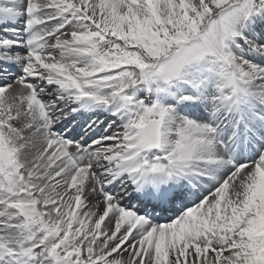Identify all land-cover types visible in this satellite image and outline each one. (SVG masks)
Segmentation results:
<instances>
[{
	"label": "snow or ice",
	"instance_id": "1",
	"mask_svg": "<svg viewBox=\"0 0 264 264\" xmlns=\"http://www.w3.org/2000/svg\"><path fill=\"white\" fill-rule=\"evenodd\" d=\"M0 264H264V0H0Z\"/></svg>",
	"mask_w": 264,
	"mask_h": 264
}]
</instances>
